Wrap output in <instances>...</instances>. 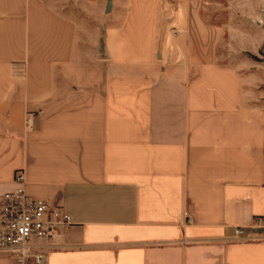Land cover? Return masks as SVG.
<instances>
[{"label": "crops", "instance_id": "0c3cea01", "mask_svg": "<svg viewBox=\"0 0 264 264\" xmlns=\"http://www.w3.org/2000/svg\"><path fill=\"white\" fill-rule=\"evenodd\" d=\"M221 1L0 0V196L70 217L44 264H264V0Z\"/></svg>", "mask_w": 264, "mask_h": 264}, {"label": "built area", "instance_id": "2783aa9c", "mask_svg": "<svg viewBox=\"0 0 264 264\" xmlns=\"http://www.w3.org/2000/svg\"><path fill=\"white\" fill-rule=\"evenodd\" d=\"M14 183L0 196V256L16 264H44L50 242L70 217L61 206L27 194L21 170L15 171ZM251 226H263V219L256 217ZM242 233L243 228L235 229L237 236Z\"/></svg>", "mask_w": 264, "mask_h": 264}, {"label": "rangeland", "instance_id": "374dc122", "mask_svg": "<svg viewBox=\"0 0 264 264\" xmlns=\"http://www.w3.org/2000/svg\"><path fill=\"white\" fill-rule=\"evenodd\" d=\"M218 1H221V0H218ZM222 3L224 2V1H221ZM91 29H92V31H93V28H92V26H93V24L91 23ZM86 27H89V26H87V23H86Z\"/></svg>", "mask_w": 264, "mask_h": 264}]
</instances>
